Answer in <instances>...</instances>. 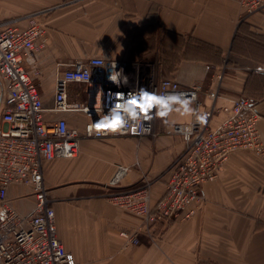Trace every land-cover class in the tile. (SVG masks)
Here are the masks:
<instances>
[{
	"label": "crops",
	"instance_id": "0c3cea01",
	"mask_svg": "<svg viewBox=\"0 0 264 264\" xmlns=\"http://www.w3.org/2000/svg\"><path fill=\"white\" fill-rule=\"evenodd\" d=\"M239 0H0V24L29 17L47 26L44 46L25 59L38 86L48 121L65 119L81 132L90 120L80 111L52 113L55 83L68 65L102 57L124 63L130 85L153 73L197 86L202 111L248 98L261 115L264 142V9L244 18ZM153 67V68H152ZM86 85L71 83L68 101H96ZM196 107V105H193ZM228 118L213 115L215 128ZM176 124L185 118L173 116ZM156 136L83 139L73 158L46 161L44 183L54 200L57 235L76 260L86 264H264V155L233 153L219 177L203 188L204 202L187 220L126 244L121 232L138 226L137 217L114 206L104 188L122 169L121 188L143 177L162 175L184 148L171 124L155 119ZM164 180L152 188L155 203ZM8 199L26 215L36 199L29 187L13 185Z\"/></svg>",
	"mask_w": 264,
	"mask_h": 264
},
{
	"label": "built area",
	"instance_id": "2783aa9c",
	"mask_svg": "<svg viewBox=\"0 0 264 264\" xmlns=\"http://www.w3.org/2000/svg\"><path fill=\"white\" fill-rule=\"evenodd\" d=\"M248 18L264 9V0H239ZM47 39V26L37 17H29L22 27L14 20L0 24V264H86L80 263L69 252L57 235L54 200L44 183L43 167L46 161L73 158L79 153L83 139H102L109 136L141 138L155 133V120L148 122V132H105L93 129L103 112L107 114L114 94L127 96L134 90L182 91L196 94V107L200 108L197 90L182 88L172 78L156 80L153 73L144 82L118 87L108 79L111 65L124 72V63L102 57L78 60L64 69L55 83L52 113L83 112L89 117L81 132L69 128L65 119L48 121L43 98L33 77L25 68V59L40 50ZM153 68V67H152ZM86 85L90 95L97 91L96 101L73 104L68 101L69 84ZM166 86V87H165ZM103 109V111H102ZM201 110V108H200ZM202 111V110H201ZM223 111L228 118L212 127L213 115ZM208 120L194 123L188 140L181 135L183 150L161 176L143 177L133 187L121 188V169L107 185L106 195L114 206L135 216L138 226L120 234L126 244L139 245L140 237L155 239L156 233L176 220L190 219L204 202L203 188L216 180L230 156L238 151L264 155V142L259 131L261 115L248 98H238L221 109L214 105ZM164 180L165 192L158 201H152V188ZM13 185L29 187L36 199L33 211L23 215L8 199Z\"/></svg>",
	"mask_w": 264,
	"mask_h": 264
},
{
	"label": "clouds",
	"instance_id": "9594fccd",
	"mask_svg": "<svg viewBox=\"0 0 264 264\" xmlns=\"http://www.w3.org/2000/svg\"><path fill=\"white\" fill-rule=\"evenodd\" d=\"M256 70L264 73V67H258ZM108 79L118 87L128 84V77L123 70L117 71L112 65ZM195 101L194 92L175 90L161 92L158 89L149 91L140 88L127 96L117 93L113 96V103L107 114L103 112L91 127L105 132H148V122L160 118L165 125L175 126L176 120L173 116H176L189 121L186 126L176 128V131L183 133L184 139L188 140L194 131L193 122L203 124L209 116L207 112L193 106Z\"/></svg>",
	"mask_w": 264,
	"mask_h": 264
},
{
	"label": "rangeland",
	"instance_id": "374dc122",
	"mask_svg": "<svg viewBox=\"0 0 264 264\" xmlns=\"http://www.w3.org/2000/svg\"><path fill=\"white\" fill-rule=\"evenodd\" d=\"M156 134H157V130L155 126V133L153 135H148V136H156ZM109 193H111V190H109L108 188H104L103 195L106 197V195H108Z\"/></svg>",
	"mask_w": 264,
	"mask_h": 264
}]
</instances>
